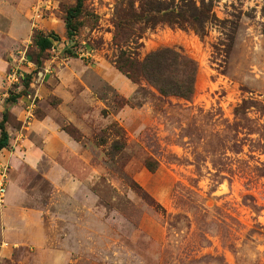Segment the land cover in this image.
I'll list each match as a JSON object with an SVG mask.
<instances>
[{
  "label": "rangeland",
  "instance_id": "obj_1",
  "mask_svg": "<svg viewBox=\"0 0 264 264\" xmlns=\"http://www.w3.org/2000/svg\"><path fill=\"white\" fill-rule=\"evenodd\" d=\"M75 1L0 0V154L23 203L54 216L62 264H264V0H213L204 35L133 26V58L192 60L188 100L114 68L125 1L66 19Z\"/></svg>",
  "mask_w": 264,
  "mask_h": 264
},
{
  "label": "trees",
  "instance_id": "obj_2",
  "mask_svg": "<svg viewBox=\"0 0 264 264\" xmlns=\"http://www.w3.org/2000/svg\"><path fill=\"white\" fill-rule=\"evenodd\" d=\"M123 1H125V7L116 9L113 22L112 42L118 47V52L113 60L114 68L132 83L144 80L162 97L190 99L194 91L196 68L192 60L182 51L171 47H160L147 52L140 59H136L120 47L128 43L131 36L136 37L134 25L153 28L158 24H165L178 28H189L199 35H204L206 26L215 20L212 10L213 0ZM81 7L82 0H76L75 4L67 9L66 19L77 16ZM65 31L67 36L71 35L72 30L67 24V20L65 21ZM34 44L39 50L50 46L47 37L36 39ZM26 84L27 82L24 83V86ZM10 102H13V99ZM5 121L4 111L0 118V149L7 144ZM117 150L116 146H112L106 155L112 157ZM143 166L147 171L152 172L156 168V163L153 160L145 159Z\"/></svg>",
  "mask_w": 264,
  "mask_h": 264
},
{
  "label": "crops",
  "instance_id": "obj_3",
  "mask_svg": "<svg viewBox=\"0 0 264 264\" xmlns=\"http://www.w3.org/2000/svg\"><path fill=\"white\" fill-rule=\"evenodd\" d=\"M9 172L10 167L3 199L6 204L0 211V260L9 264H62L67 256L53 238L54 216L25 205L19 179Z\"/></svg>",
  "mask_w": 264,
  "mask_h": 264
},
{
  "label": "built area",
  "instance_id": "obj_4",
  "mask_svg": "<svg viewBox=\"0 0 264 264\" xmlns=\"http://www.w3.org/2000/svg\"><path fill=\"white\" fill-rule=\"evenodd\" d=\"M9 165L7 160L0 154V205L3 204L4 195L8 182Z\"/></svg>",
  "mask_w": 264,
  "mask_h": 264
}]
</instances>
